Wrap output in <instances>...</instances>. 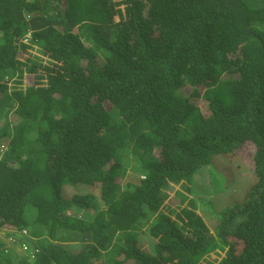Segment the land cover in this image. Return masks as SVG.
Segmentation results:
<instances>
[{
  "label": "trees",
  "instance_id": "16d2710c",
  "mask_svg": "<svg viewBox=\"0 0 264 264\" xmlns=\"http://www.w3.org/2000/svg\"><path fill=\"white\" fill-rule=\"evenodd\" d=\"M245 142L211 230L191 178ZM0 148V264H264V0H0Z\"/></svg>",
  "mask_w": 264,
  "mask_h": 264
},
{
  "label": "rangeland",
  "instance_id": "374dc122",
  "mask_svg": "<svg viewBox=\"0 0 264 264\" xmlns=\"http://www.w3.org/2000/svg\"><path fill=\"white\" fill-rule=\"evenodd\" d=\"M2 150L4 151L3 148ZM252 150L253 144L245 142L231 154L220 156L219 160H215L211 166H205L198 173L193 174L190 190L187 192V195L191 194L194 197L193 201L197 210L202 214L203 219L211 230L219 223V216L225 207L241 199L245 188L254 180L251 172L253 162L251 159ZM174 188L178 191H182L183 189L179 185H174L170 190V200L178 203L180 195L178 192H174ZM85 191V184L76 185L75 192ZM70 193L71 191L68 192V194ZM28 211L30 212V210ZM152 239L146 233L139 235V243L144 249L150 247ZM12 246L17 251L20 250L17 245L14 244Z\"/></svg>",
  "mask_w": 264,
  "mask_h": 264
},
{
  "label": "built area",
  "instance_id": "2783aa9c",
  "mask_svg": "<svg viewBox=\"0 0 264 264\" xmlns=\"http://www.w3.org/2000/svg\"><path fill=\"white\" fill-rule=\"evenodd\" d=\"M2 151H3L2 148H0V157H1Z\"/></svg>",
  "mask_w": 264,
  "mask_h": 264
},
{
  "label": "clouds",
  "instance_id": "9594fccd",
  "mask_svg": "<svg viewBox=\"0 0 264 264\" xmlns=\"http://www.w3.org/2000/svg\"><path fill=\"white\" fill-rule=\"evenodd\" d=\"M213 230V229H212Z\"/></svg>",
  "mask_w": 264,
  "mask_h": 264
}]
</instances>
